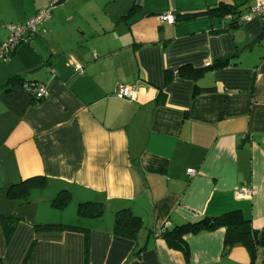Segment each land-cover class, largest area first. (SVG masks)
Masks as SVG:
<instances>
[{"label":"crops","instance_id":"obj_1","mask_svg":"<svg viewBox=\"0 0 264 264\" xmlns=\"http://www.w3.org/2000/svg\"><path fill=\"white\" fill-rule=\"evenodd\" d=\"M254 1L0 0V41L8 24L50 7L0 59V264H22L33 242L26 264L250 262L240 244L222 255L223 228L184 236L188 261L153 232L231 210L264 229V18L232 26L235 16L215 11L224 3L245 14ZM166 12L173 24L160 21ZM229 54L223 68L166 82V71ZM13 77L44 84L47 95L36 100ZM119 83L133 84L136 100L116 96ZM196 87L204 91L193 95ZM32 177L44 185L22 202L14 191ZM62 190L69 210L52 204ZM86 201L103 213L80 215ZM124 208L141 219L135 239L113 232ZM4 217L16 219L8 243Z\"/></svg>","mask_w":264,"mask_h":264},{"label":"trees","instance_id":"obj_2","mask_svg":"<svg viewBox=\"0 0 264 264\" xmlns=\"http://www.w3.org/2000/svg\"><path fill=\"white\" fill-rule=\"evenodd\" d=\"M215 11L219 15L232 14L234 17L232 26H237L243 21L241 20V11L234 10L232 7L227 4L221 3ZM233 54L225 55L220 58H217L210 65L204 68H194L192 66L186 65L178 68L175 73L170 71L165 72L166 82L174 75L195 80L204 69H219L223 68L230 64V59ZM17 82L21 86L24 84H33L39 83L34 81H25L19 77L11 78L10 83ZM204 91L196 87L193 91V95H196ZM43 180L41 177H32L21 181L17 188V191H14L15 195L21 197V201L25 202L27 200V194L30 191L31 187H42ZM69 200V192L62 190L58 192L56 197L52 200V204L56 207H64ZM78 213L86 217H99L103 211L104 207L99 202L95 201H86L78 204ZM16 219L7 217L2 218L3 231L5 242L8 243L11 235L14 231V223ZM141 226V219L133 215L132 212L127 209H120L114 212V225L113 232L114 234L128 238L135 239L136 233ZM36 231H51V230H84L87 229L80 228L76 225H67V224H37L34 226ZM224 229V238H223V250L222 255H226L233 246L242 245L248 251L250 256V262L248 264H256L258 253L262 250V256H264V229H255L251 225V220L242 215L239 210H231L215 216H204L194 221H186L179 225L174 226L171 229L161 227L156 229L153 233L155 236L160 237L166 243V245L171 248L182 252L184 259L188 261L189 251L184 243V236L186 235H197L202 232H211L216 229ZM34 242L30 247L28 253L26 254L22 264H26L30 253L33 249ZM87 236L85 237V253H87ZM261 264H264V259H262Z\"/></svg>","mask_w":264,"mask_h":264},{"label":"built area","instance_id":"obj_3","mask_svg":"<svg viewBox=\"0 0 264 264\" xmlns=\"http://www.w3.org/2000/svg\"><path fill=\"white\" fill-rule=\"evenodd\" d=\"M50 13V7L38 10L34 16L29 18L23 24H8L9 34L4 41H0V59L6 60L13 48L21 41L26 40V36H31L35 33L38 25L44 20ZM264 18V0H255L254 3L248 8L247 12L241 16L242 21L251 20L252 18ZM159 19L162 22L168 24H173L175 22L176 16L173 12H166L159 15ZM211 63L207 61L206 66ZM76 69L79 66L76 65ZM23 87L30 91L36 100H41L47 95V89L44 84L33 83L24 84ZM115 94L119 98H124L128 100H136V89L133 84L119 83L116 86ZM189 175H195L196 170L189 168L186 170ZM238 194L247 195L250 194V190L246 187H240Z\"/></svg>","mask_w":264,"mask_h":264},{"label":"water","instance_id":"obj_4","mask_svg":"<svg viewBox=\"0 0 264 264\" xmlns=\"http://www.w3.org/2000/svg\"><path fill=\"white\" fill-rule=\"evenodd\" d=\"M261 35H262V34L257 35L256 38H255L250 44H247V45L243 46V48H248V47H250L251 45H253V43H255L257 40L260 39V36H261ZM241 49H242V48H241Z\"/></svg>","mask_w":264,"mask_h":264},{"label":"rangeland","instance_id":"obj_5","mask_svg":"<svg viewBox=\"0 0 264 264\" xmlns=\"http://www.w3.org/2000/svg\"><path fill=\"white\" fill-rule=\"evenodd\" d=\"M69 205H68V207H67V210H69L70 208H72V206H74V204L73 203H68ZM71 204V205H70Z\"/></svg>","mask_w":264,"mask_h":264}]
</instances>
